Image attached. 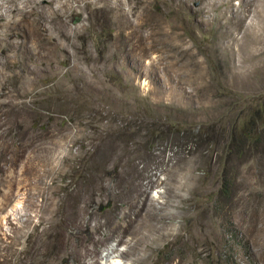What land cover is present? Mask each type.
Instances as JSON below:
<instances>
[{
	"label": "rangeland",
	"instance_id": "obj_1",
	"mask_svg": "<svg viewBox=\"0 0 264 264\" xmlns=\"http://www.w3.org/2000/svg\"><path fill=\"white\" fill-rule=\"evenodd\" d=\"M250 2L222 37L193 27L206 0L186 14L178 0L57 2L61 21L44 22L55 41L29 39L0 83V264L30 248L45 251L39 264H80L61 248L94 239L101 264H132L112 231L143 185L147 208L175 218L157 225L168 238L145 229V264H264V123L233 140L264 103V0ZM216 43L233 50L204 48Z\"/></svg>",
	"mask_w": 264,
	"mask_h": 264
},
{
	"label": "bare ground",
	"instance_id": "obj_2",
	"mask_svg": "<svg viewBox=\"0 0 264 264\" xmlns=\"http://www.w3.org/2000/svg\"><path fill=\"white\" fill-rule=\"evenodd\" d=\"M58 1L59 0H0V28L2 29V31L0 33V83H5V82L9 81V76L6 75V73H4V69L8 68L10 65H13L12 59L14 57H17L18 54H21V57H19V58H22L21 60H24L27 57L29 59L30 56H28V54L32 48L31 45L29 44V42H32V40L29 41V39L34 38L37 43L39 41L44 40V39H47V40L50 39L51 41H55V38H52L51 37L52 35H50V28L46 27L44 25V22L49 21L51 24L55 25L59 21H61V15L59 14L58 5H57ZM122 1L123 0H117V3L119 5V7L117 6L118 8H120V6L122 5ZM178 2L180 4V11L179 12H182L183 14L190 12L191 8L189 5V0H178ZM261 2H262V0H261ZM255 3H256V1H255ZM250 5H251L250 0H242L241 5H240L242 12L240 11V14H239L233 6V0H206L205 6L199 8L198 10L192 11L191 14H189V15L190 16L193 15L192 24H193L194 28H197L200 31H204L209 27L210 28L216 27V30H221V32L220 31L219 32H220V36L222 37V36L227 35V33L224 31L225 26L228 24L231 25L232 23L234 24V23L242 21L246 17V12L249 13ZM220 6H225V7H227V9H232L231 10L232 12L225 10L223 12L219 11V13H216V10ZM67 7H69V6H67ZM252 12H253V10H252ZM262 14H264V13H262ZM152 24H150V25H152ZM157 27H159L158 23H154L153 29H152L153 35H156L157 33H159V31L155 30V28H157ZM257 27L258 26H256V28ZM242 29H244V28H241V30ZM138 31H140V30L138 29ZM248 31H250V30H248ZM134 34H136V31H134ZM145 34H143V35L145 36ZM238 35H240V34H238ZM152 38H153V36H152ZM154 41H156V40H154ZM158 42H157V44H158ZM37 46H38V44H37ZM228 46L230 48L231 45H228ZM187 48H188V46H187ZM204 48L209 52H220V51H226L229 49L226 45H221L219 43H216V44H213V46L204 47ZM190 49H191V47H190ZM230 49H229V52H230ZM231 50H233V49H231ZM16 62L18 63L19 60H17ZM24 62H25V60H24ZM27 62H28V60H27ZM21 63H23V62H21ZM25 64L27 65V63H25ZM142 187H143L142 194L144 195V198H141L140 200L135 201L131 205V207L133 208L135 217L134 218L130 217L129 221L127 223L120 224L116 228H114V230L112 229L113 230L112 232L115 231L117 233L120 232L122 234V235L119 234L121 236L120 237L121 240H119V239L118 240L121 243L122 242L127 243V248L122 252L120 250L119 251H120L121 256L124 257V259L126 257H131V259L130 258H128V259L132 260V264H142V263L145 264L149 261L151 255H152L151 253L148 252V251H150L151 244L147 243V242H149L148 240L146 242V238H147L148 234H147V232H145V229L148 228L149 231L157 229V234L159 235L158 237H163V238H168L173 233V228L167 227V229H161L157 226L159 224H163L162 222H167L169 220L168 218H170V217L167 216L168 217L167 218V217L161 215V213H159L157 210L153 209L154 207L153 208H151V207L147 208V205L148 206L151 205V204L150 205L147 204L148 200L146 197L147 191L149 189L146 190L144 185ZM169 222L167 223V225L169 224L172 227L173 225H175V218H171L169 220ZM148 233H150V232H148ZM109 238H112V237L109 236ZM116 238H118V237H116ZM90 242L93 243V246H91V244H88V243H82L79 245H68L66 247H62L63 249L61 248L60 251L64 250L65 248H68V250H69L68 252L75 253L76 255H78L80 257V259H82L81 260V261H83V263L81 262L82 264H101V258H103L101 255V250L99 248L100 245H102L101 241H99L98 239H94L93 241H90ZM119 242H118V245L120 244ZM118 245L116 247L110 248L108 250L109 252L105 256L109 257L114 252H118V247H119ZM135 253H138V254L135 256L134 255ZM42 254H45V251L43 249H41V248H34V249L30 248L28 253L20 256V258L17 259L16 262H14V261L13 262H14V264H22L24 262L27 264L28 263L29 264H39L45 259L44 255H42ZM132 256H134V257H132ZM18 257L19 256H17V258ZM87 259H89L88 260L89 262L87 261ZM4 264H11V261L7 259ZM125 264H127V263H125Z\"/></svg>",
	"mask_w": 264,
	"mask_h": 264
},
{
	"label": "trees",
	"instance_id": "obj_3",
	"mask_svg": "<svg viewBox=\"0 0 264 264\" xmlns=\"http://www.w3.org/2000/svg\"><path fill=\"white\" fill-rule=\"evenodd\" d=\"M248 111L250 115L244 114L243 120H239L238 130H234V142L242 146H246L255 135H258L259 129L263 127L264 123V103H261L258 107H254L253 104L248 105ZM244 141V143H242ZM240 149H238L239 152ZM225 192V191H224Z\"/></svg>",
	"mask_w": 264,
	"mask_h": 264
}]
</instances>
